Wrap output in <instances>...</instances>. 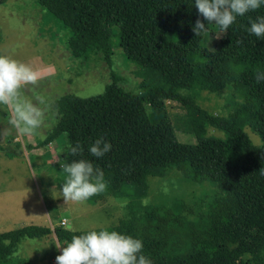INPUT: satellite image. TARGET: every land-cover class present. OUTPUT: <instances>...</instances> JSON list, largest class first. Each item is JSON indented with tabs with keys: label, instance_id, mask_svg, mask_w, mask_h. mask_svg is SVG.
<instances>
[{
	"label": "trees",
	"instance_id": "16d2710c",
	"mask_svg": "<svg viewBox=\"0 0 264 264\" xmlns=\"http://www.w3.org/2000/svg\"><path fill=\"white\" fill-rule=\"evenodd\" d=\"M33 1L65 26L73 57L98 51L108 61L115 37L126 59L156 74L160 83H143L142 92L132 93L122 90L113 76L98 96L64 95L55 103L56 125L26 149L42 148L65 136L68 162H91L102 170L104 182L116 196L123 186L143 192L147 176L173 166L186 176L217 184L225 198L217 202L206 236L194 238L181 254L167 253L163 243L141 233L133 215L103 229L72 231L29 224L0 233V264H9L22 240L53 234L67 244L73 236L104 229L141 240L142 254L151 264H264V81L256 79L258 72L264 73V36L249 31L251 22L264 17V4L238 16L227 32L221 31L220 46L227 52L217 55L203 45L207 31L199 36L193 32L197 19L208 29L195 0ZM192 45L200 46L199 63L190 60ZM227 86L242 92V111L261 140L260 148L234 126V117L210 114L188 94L193 89L216 93ZM166 102L187 111L196 143L178 141ZM203 125L224 137L205 136ZM100 138L111 144V150L98 158L90 147ZM77 143L82 154L72 156L69 146ZM146 215L150 222L157 219L153 209Z\"/></svg>",
	"mask_w": 264,
	"mask_h": 264
},
{
	"label": "rangeland",
	"instance_id": "374dc122",
	"mask_svg": "<svg viewBox=\"0 0 264 264\" xmlns=\"http://www.w3.org/2000/svg\"><path fill=\"white\" fill-rule=\"evenodd\" d=\"M207 27L203 45L217 55H224L227 48L220 46V27L214 23L209 25L208 21ZM69 36L65 26L33 0L0 1V56L25 63L40 76L36 86L29 85L22 90L26 99L46 109L45 126L33 136L37 142L43 140L56 125L58 114L55 103L64 95L74 94L81 98L98 96L112 82L113 76L122 90L132 93L142 92L143 83H160L156 74L146 72L126 59L115 37L107 61L98 51L73 57L67 47ZM190 60L194 63L202 61L199 45L191 46ZM188 94L208 113L234 117V126L242 129L254 146L261 147L259 136L242 111L240 89L227 86L216 93L193 89ZM39 97L44 98V104H39ZM165 104L178 141L196 143V130L187 111L174 102ZM203 128L205 136L224 137L213 127L203 125ZM21 140L18 144L6 143L2 146L4 150H0V233L25 226L17 219L9 218L10 210L1 205L7 201L2 198L17 197L28 203L31 202L32 190L37 188L49 213L55 217L51 227L49 223L45 224L47 227L62 226L61 219L65 218L66 225L63 227L68 230L103 229L134 215L141 233L163 243L167 253L181 254L188 250L194 238L206 236L217 202L225 198V192L217 184L204 178L186 176L171 166L159 174L147 176L143 192L123 186L119 189L120 196H116L106 184V190L91 197L87 203H68L69 209L62 206L58 201L61 199L53 194L54 190H50V185L62 189L67 178L61 167V164L69 163L66 137L62 135L55 139L56 142L49 143L48 148L36 151L39 154L47 152L50 155L48 159L47 156L34 158L26 149L24 137ZM7 153H11L12 157H7ZM145 200L147 204L143 203ZM151 209L157 219L150 222L146 213ZM66 245L53 234L41 239H25L17 244L9 264H56V257L62 254ZM245 260H248L247 256Z\"/></svg>",
	"mask_w": 264,
	"mask_h": 264
},
{
	"label": "clouds",
	"instance_id": "9594fccd",
	"mask_svg": "<svg viewBox=\"0 0 264 264\" xmlns=\"http://www.w3.org/2000/svg\"><path fill=\"white\" fill-rule=\"evenodd\" d=\"M264 4V0H195L199 14L209 22L227 32L238 16L255 11ZM207 31L200 19H197L193 32L199 36ZM257 37L264 36V17L251 22L249 29ZM40 76L31 66L0 56V105L7 106L11 112L9 123L16 129L18 137H32L39 134L45 126L46 109L26 99L22 90L27 86H36ZM257 82L264 81V73H257ZM39 104L44 98L39 97ZM111 150V144L102 138L90 147L95 157H103ZM80 144L69 146V154H82ZM67 174L62 185V195L67 202H84L106 190L103 172L94 168L86 160H74L61 164ZM147 200L143 203L147 204ZM143 243L139 239L106 229L90 231L84 235L73 236L71 242L62 248V254L56 257V264H151L143 254Z\"/></svg>",
	"mask_w": 264,
	"mask_h": 264
},
{
	"label": "crops",
	"instance_id": "0c3cea01",
	"mask_svg": "<svg viewBox=\"0 0 264 264\" xmlns=\"http://www.w3.org/2000/svg\"><path fill=\"white\" fill-rule=\"evenodd\" d=\"M11 116L10 110L7 108V106L0 105V147H2L4 144L9 142H15V143H21V137H18L17 131L14 130V127L9 123V119ZM24 142L27 145L35 146L38 141L35 140V138L32 137H24ZM56 142V140H54ZM52 142V143H54ZM49 146H45V148H48ZM36 151H40V148L29 150V153L32 154V156L36 159L42 158L43 156H50L47 152L44 151V153H36ZM15 159V158H14ZM14 159H8V160H14ZM50 190H54L53 194H55L58 198L61 200L62 206H68V203L64 200L62 195V189L56 188L55 186L50 185ZM31 202L18 200L16 198H2V200L7 201L5 204H1L2 207L6 210H10V219H17L18 221L24 223V225L28 224H35L40 226H46V223H49V226L51 227L52 221L55 218L54 215H51L48 210V206L45 204V200L43 196L40 194L39 190L36 188L35 190H32V196L30 195ZM13 199H16V202H13ZM87 203V201H84ZM70 209V208H69ZM65 220L66 225V219ZM61 219V220H62Z\"/></svg>",
	"mask_w": 264,
	"mask_h": 264
},
{
	"label": "built area",
	"instance_id": "2783aa9c",
	"mask_svg": "<svg viewBox=\"0 0 264 264\" xmlns=\"http://www.w3.org/2000/svg\"><path fill=\"white\" fill-rule=\"evenodd\" d=\"M0 1H1V0H0ZM60 224L62 225V227L65 226V220L62 219L61 222H60Z\"/></svg>",
	"mask_w": 264,
	"mask_h": 264
}]
</instances>
